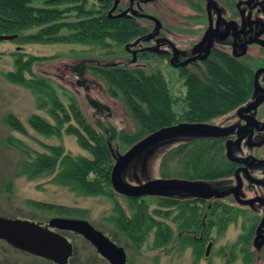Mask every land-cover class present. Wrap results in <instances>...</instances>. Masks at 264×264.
I'll use <instances>...</instances> for the list:
<instances>
[{
  "label": "trees",
  "instance_id": "16d2710c",
  "mask_svg": "<svg viewBox=\"0 0 264 264\" xmlns=\"http://www.w3.org/2000/svg\"><path fill=\"white\" fill-rule=\"evenodd\" d=\"M35 2L38 5H34ZM100 2L99 7H88L86 0H0V35H17L13 41L18 44L65 43L101 49L113 45L125 51L137 39L134 33L137 28L126 20L109 19L104 11L108 5L103 0ZM99 8L103 11L99 12ZM11 55L14 56V70L5 73L4 78L30 90L36 97L38 108L47 107L54 119V124H50L33 114L28 119L29 126L46 137H59L64 131L74 136L78 146L90 155V158L74 157L64 154L60 146H47V153H38L8 138V144L23 154L25 171L36 176L58 168L57 182L79 189L84 195L104 196L112 200L114 214L108 220L136 249H140L152 229H155L153 247L160 246L161 239L167 237L162 234L161 224L155 219L158 209L149 213V204L144 197H126L113 190L110 176L116 152L121 153L122 148H130L163 127L180 122L208 123L227 115L247 101L253 88V70L250 67L213 54L209 64L208 60L205 62L203 70L195 75L185 73L183 76L185 95L181 99L183 110L178 117L174 111L176 99L169 92L159 70L146 71L118 63L88 67L78 65L75 67L78 74L88 70L105 81L108 93L121 99L125 111L136 124L134 133L117 132L112 125L100 132L88 121L75 100L65 106L50 82L34 74V64L48 61V58L22 52ZM77 83L84 85L85 79H79ZM96 109L99 110V105ZM106 109L104 107L103 110ZM3 122L11 130L27 135L26 129L13 114H6ZM112 140L120 146L114 145ZM213 148L208 146V141L173 147L162 156L159 170L164 159L184 156L183 173L188 178L208 177V173H214L208 172V156ZM118 196L128 201L131 216L126 214ZM151 200L157 201L155 198Z\"/></svg>",
  "mask_w": 264,
  "mask_h": 264
},
{
  "label": "flooded vegetation",
  "instance_id": "af4514ba",
  "mask_svg": "<svg viewBox=\"0 0 264 264\" xmlns=\"http://www.w3.org/2000/svg\"><path fill=\"white\" fill-rule=\"evenodd\" d=\"M100 1L92 0L99 6ZM103 2L108 5L104 11L109 19L126 20L137 28L134 33L141 40H134L125 50L131 59L133 55L142 61L161 59L183 82L185 73L195 75L203 70L213 54L253 70V88L247 101L208 122L222 129L221 136L195 140L208 141V146L214 147L208 157V172L214 173L190 179L183 170L177 177H159L197 181L214 193L208 197L205 193L162 191L143 197L161 203L157 209L162 220L157 221L167 238L156 248L163 252L172 248L175 256L188 253L192 264L204 258L208 264H264V0ZM190 142L194 141L177 146ZM214 150L221 153L219 164ZM232 225L239 227L236 241L216 248V238Z\"/></svg>",
  "mask_w": 264,
  "mask_h": 264
},
{
  "label": "rangeland",
  "instance_id": "374dc122",
  "mask_svg": "<svg viewBox=\"0 0 264 264\" xmlns=\"http://www.w3.org/2000/svg\"><path fill=\"white\" fill-rule=\"evenodd\" d=\"M86 2L88 7L97 6L92 0H86ZM33 4L38 5L37 2ZM15 52L48 58V61L34 64V74L50 82L54 92L65 106L71 100H75L88 121L100 132L112 125L117 132L134 133L136 124L125 111L121 99L112 97L108 93L105 81L88 70L78 74L75 68L78 65L88 67L118 63L124 67L142 68L146 71L159 70L167 82L169 92L176 99L174 111L178 117L183 110L181 99L185 95L183 81L177 78V72L155 57L145 59L148 64H145L143 59L137 60L138 58L135 63H131L130 55L122 48L113 45L108 49H101L81 44H18L14 41H0V218L26 220L42 226H47L48 220L53 217L86 220L112 242L126 250L127 264H192L193 258L188 253L175 256L172 254V248L163 252V249L153 247L155 229H152L140 249H136L128 238L108 220L114 214L112 200L104 196L84 195L79 189L57 182L55 176L58 168L54 172H45L36 176H31L25 171L23 154L8 144V138L21 142L38 153H47L45 148L47 146H60L64 154L87 158H90V155L78 146L74 136L64 131L59 137H46L29 126L28 119L33 114L42 117L50 124H54V119L47 107L38 108L36 97L30 90L12 84L4 78L5 73L14 70V56L11 54ZM79 79H85V84L79 85L77 83ZM98 105L100 111L96 109ZM104 107L107 109L103 110ZM8 113L17 117L26 129L27 135L13 131L4 124L3 119ZM185 140L188 138L160 143L150 151L144 152L126 168L123 178L133 184H141L150 179L159 178L163 174L168 177L179 176L185 170L184 156L164 159L160 171L159 166L163 154ZM112 143L120 146L114 140ZM126 150L127 148H122L121 154ZM212 154L219 164L220 151L214 150ZM117 199L126 210V214L131 216L132 211L128 208V201L120 196ZM151 199L145 198L146 203L149 204V213L161 206L160 202ZM42 205L53 208L41 207ZM160 218L155 216L156 220ZM163 221L170 222L168 219ZM62 234L73 247V255L68 264H108L80 235L72 232H62ZM239 234L238 226H230L224 234L216 238V248L225 244L231 245ZM213 260L216 262L218 258L214 255ZM0 264L54 263L16 249L0 239ZM198 264H208V259L204 258Z\"/></svg>",
  "mask_w": 264,
  "mask_h": 264
},
{
  "label": "water",
  "instance_id": "95a60500",
  "mask_svg": "<svg viewBox=\"0 0 264 264\" xmlns=\"http://www.w3.org/2000/svg\"><path fill=\"white\" fill-rule=\"evenodd\" d=\"M16 38L17 35H0V41H12ZM140 40L137 39L136 43ZM135 61L136 56L133 55L131 63ZM257 76L258 73L255 74V86ZM221 134L222 129L219 127L208 123L189 122L166 126L148 134L123 154L116 152L115 164L110 176L113 190L126 197L157 196L162 191H182L192 195H204L205 193L208 197L211 196L214 191L197 181L153 178L141 184H133L123 178V173L138 156L160 143L180 138H188L183 142L195 141L218 137ZM60 231L72 232L83 237L109 264H126L125 249L116 245L86 220L53 217L48 221L47 226H42L26 220L0 218L1 240L16 249L54 264H68L73 255V247Z\"/></svg>",
  "mask_w": 264,
  "mask_h": 264
}]
</instances>
